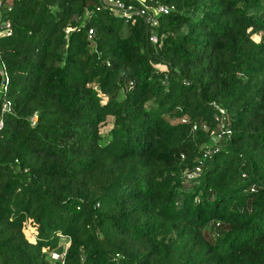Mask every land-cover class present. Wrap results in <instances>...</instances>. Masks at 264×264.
Wrapping results in <instances>:
<instances>
[{"label": "trees", "instance_id": "16d2710c", "mask_svg": "<svg viewBox=\"0 0 264 264\" xmlns=\"http://www.w3.org/2000/svg\"><path fill=\"white\" fill-rule=\"evenodd\" d=\"M145 3L3 10L0 264H264V0Z\"/></svg>", "mask_w": 264, "mask_h": 264}, {"label": "built area", "instance_id": "2783aa9c", "mask_svg": "<svg viewBox=\"0 0 264 264\" xmlns=\"http://www.w3.org/2000/svg\"><path fill=\"white\" fill-rule=\"evenodd\" d=\"M21 0H0V36L3 35H10L11 34V22L7 19V17L3 16V10L6 9L7 12H12L13 7L15 3L20 2ZM104 5L110 9L112 12L117 14L118 16H121L123 18H133V17H139L147 23L149 28H156L159 25L158 17L161 15H167L170 13V11L173 9V7L169 6H157L154 9L149 8V6L146 5L145 1H141V6L136 7L134 5H125L121 0H102ZM6 19V22L4 20ZM72 29L67 28L66 34L67 36L71 33ZM90 36L93 35V31L89 32ZM151 42H157V37L155 34H151L150 36ZM0 67H4L3 62L0 60ZM5 78L7 79V73L4 72ZM5 79V80H6ZM9 110V106L7 104L3 105L2 111L6 112ZM3 127V122H0V129ZM197 125L193 127V132L197 130ZM205 127V126H204ZM215 133H212L214 138H220L219 135H214ZM197 173L201 172L200 168L196 169ZM194 175L190 176L191 178H194Z\"/></svg>", "mask_w": 264, "mask_h": 264}, {"label": "rangeland", "instance_id": "374dc122", "mask_svg": "<svg viewBox=\"0 0 264 264\" xmlns=\"http://www.w3.org/2000/svg\"><path fill=\"white\" fill-rule=\"evenodd\" d=\"M142 1H145V0H142ZM149 8H151V9H154L155 7H151V6H149ZM108 128L109 127H106V126H102L101 127V132H103L104 134L108 131ZM26 234H27V237L30 239V240H33L34 239V233H33V230L31 231V229L30 228H28L27 230H26ZM61 244H60V246L56 249V251L54 252V255H55V257H56V259H58V260H61L62 258H63V255H64V253H65V250H66V247H67V243H66V241L63 239V238H61Z\"/></svg>", "mask_w": 264, "mask_h": 264}, {"label": "water", "instance_id": "95a60500", "mask_svg": "<svg viewBox=\"0 0 264 264\" xmlns=\"http://www.w3.org/2000/svg\"><path fill=\"white\" fill-rule=\"evenodd\" d=\"M4 22H6V19L4 20Z\"/></svg>", "mask_w": 264, "mask_h": 264}]
</instances>
